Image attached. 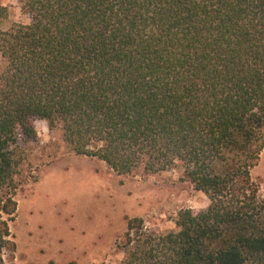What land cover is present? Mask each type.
Returning <instances> with one entry per match:
<instances>
[{
	"label": "trees",
	"instance_id": "obj_1",
	"mask_svg": "<svg viewBox=\"0 0 264 264\" xmlns=\"http://www.w3.org/2000/svg\"><path fill=\"white\" fill-rule=\"evenodd\" d=\"M0 31V264L19 142L59 126L115 173L180 165L209 200L175 231L126 219L120 264H264V0H24Z\"/></svg>",
	"mask_w": 264,
	"mask_h": 264
},
{
	"label": "rangeland",
	"instance_id": "obj_2",
	"mask_svg": "<svg viewBox=\"0 0 264 264\" xmlns=\"http://www.w3.org/2000/svg\"><path fill=\"white\" fill-rule=\"evenodd\" d=\"M23 2L0 0V31L32 22ZM35 127L36 140L20 141L17 148L21 161L10 191L17 208L8 221L4 264H120L116 242L127 218L139 217L146 228L166 233L176 230L180 210L209 205L180 165L155 174L142 167L117 174L96 158L75 155L58 125L37 120ZM251 178L264 190V148Z\"/></svg>",
	"mask_w": 264,
	"mask_h": 264
}]
</instances>
